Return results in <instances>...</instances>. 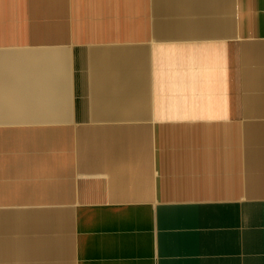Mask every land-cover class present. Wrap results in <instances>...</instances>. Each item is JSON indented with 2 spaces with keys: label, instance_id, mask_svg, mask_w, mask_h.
<instances>
[{
  "label": "crops",
  "instance_id": "obj_1",
  "mask_svg": "<svg viewBox=\"0 0 264 264\" xmlns=\"http://www.w3.org/2000/svg\"><path fill=\"white\" fill-rule=\"evenodd\" d=\"M0 264H264V0H0Z\"/></svg>",
  "mask_w": 264,
  "mask_h": 264
}]
</instances>
